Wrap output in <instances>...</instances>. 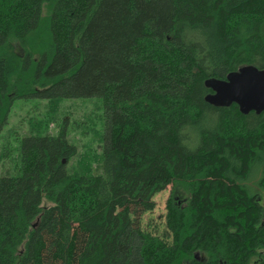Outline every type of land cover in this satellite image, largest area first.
Instances as JSON below:
<instances>
[{
  "label": "trees",
  "instance_id": "obj_1",
  "mask_svg": "<svg viewBox=\"0 0 264 264\" xmlns=\"http://www.w3.org/2000/svg\"><path fill=\"white\" fill-rule=\"evenodd\" d=\"M243 67L264 70V0H0V130L23 100L100 99L105 121L99 175L66 168L64 128L22 138L0 264H264V113L205 101Z\"/></svg>",
  "mask_w": 264,
  "mask_h": 264
},
{
  "label": "rangeland",
  "instance_id": "obj_2",
  "mask_svg": "<svg viewBox=\"0 0 264 264\" xmlns=\"http://www.w3.org/2000/svg\"><path fill=\"white\" fill-rule=\"evenodd\" d=\"M50 5L45 4L42 17L49 14ZM18 51L20 49L18 48ZM64 128L66 138L76 148L75 157L66 163L69 169H84L87 174L99 175L101 149L105 128L104 107L100 99H76L48 103L38 100L17 101L10 110L6 124L0 130V177L20 174V141L25 136H56ZM81 171V170H80ZM260 171H253L246 185L260 198L264 209V191L259 186ZM170 187L154 197L155 208L143 218V227L162 232L166 215V202ZM177 201H185L188 194L179 190ZM49 205L43 202V206ZM152 227V228H150Z\"/></svg>",
  "mask_w": 264,
  "mask_h": 264
},
{
  "label": "water",
  "instance_id": "obj_3",
  "mask_svg": "<svg viewBox=\"0 0 264 264\" xmlns=\"http://www.w3.org/2000/svg\"><path fill=\"white\" fill-rule=\"evenodd\" d=\"M205 85L212 91L205 101L212 106L235 104L242 114L264 113V70L243 67L225 80H207Z\"/></svg>",
  "mask_w": 264,
  "mask_h": 264
}]
</instances>
